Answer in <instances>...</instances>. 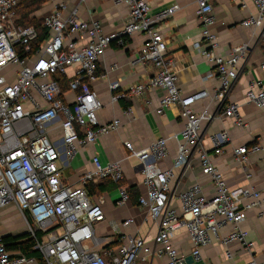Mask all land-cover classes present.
I'll list each match as a JSON object with an SVG mask.
<instances>
[{
    "label": "built area",
    "instance_id": "built-area-1",
    "mask_svg": "<svg viewBox=\"0 0 264 264\" xmlns=\"http://www.w3.org/2000/svg\"><path fill=\"white\" fill-rule=\"evenodd\" d=\"M124 2L129 13L122 27L106 33L98 18L82 19L76 7L71 10L60 1L43 17L48 34L34 44L38 31L33 25L18 22L17 7L20 0H0V208L13 203L26 221V234L34 241V248L41 252V259L23 252L13 253L0 232V264H140L151 255L165 256L166 264H195L202 258V249L212 241V236L227 245L237 242L249 251L254 241L241 223L251 209H258L264 219V192L253 185L230 187L214 161L222 153L228 140L225 130L211 134L214 151L210 153L201 143L203 123L212 118L208 106L197 111L195 103L206 98L209 92L200 89L182 95L173 59L168 53L167 41L158 23L174 14L179 5L174 4L156 13L150 0H115ZM214 0H196L197 16L202 24V40L195 41L213 70L204 78L217 75L219 85L215 98L226 102L227 95L239 75L238 63L247 45H236L227 54L216 52L218 35L213 27L216 22ZM245 5V0H238ZM258 15L244 19V26L260 27L264 24V0H254ZM68 11V13H65ZM135 32L143 33L144 40L135 61L153 67L147 83L132 86L128 93L121 91L120 80L109 83L116 100L126 94H141L146 89H160L157 113L172 105H180L184 119L181 138L172 166L162 168L158 160L168 154L167 138L159 137L149 146L136 149L130 140L124 144L129 156L143 164L145 193L137 198L140 208L146 211L145 220H158V231L153 244L140 234L127 233L119 243L111 244L98 238L96 225L105 219L103 199L89 193L88 184L102 179L117 182L119 198L123 205L130 199L124 183L122 160L102 164L93 155L94 168L84 171L77 184L62 176V153L51 137L48 123L57 121L66 153L72 157L78 147L92 145L104 134L117 130L120 119L100 123L98 110L102 101L92 82L99 76V61L112 42L124 43L125 37ZM264 48V28H263ZM73 68V74L69 68ZM117 67V65H115ZM264 69V61L260 64ZM68 78L67 90L61 78ZM71 92V99L66 93ZM246 99L258 107L264 106V80H252ZM238 103L224 106L225 116L238 114ZM51 124V125H52ZM260 144L241 145L234 149L237 161L247 169L251 152ZM197 149L201 171L210 176L214 193L207 196L201 183H192L177 197L180 209L172 204L171 179L176 169L190 165L192 153ZM250 176V173H247ZM134 222L129 216L112 227L129 226ZM231 224L232 230L224 235L221 229ZM185 228L191 241V251L183 252L174 243L178 229ZM38 230L43 234L38 235ZM23 233V232H22ZM21 233V235H22ZM105 242L103 245L101 243ZM193 261L188 262V256ZM247 264H264L250 259Z\"/></svg>",
    "mask_w": 264,
    "mask_h": 264
},
{
    "label": "crops",
    "instance_id": "crops-1",
    "mask_svg": "<svg viewBox=\"0 0 264 264\" xmlns=\"http://www.w3.org/2000/svg\"><path fill=\"white\" fill-rule=\"evenodd\" d=\"M63 1L68 5V11L76 7L80 18H98L102 21L104 31L111 33L122 27L129 13V7L124 2L115 0H47L32 16L42 20L50 13L55 4ZM174 4L179 9L169 17L162 19L158 27L167 41L168 53L173 59V68L178 74V85L182 95L187 96L200 89H206L209 95L197 101L194 105L197 111L208 106L212 118L204 121L201 130V143L213 153L214 144L211 134L225 130L228 140L223 145L222 153L214 155V161L222 171L230 187L248 186L264 192V106L247 101L246 91L252 80H264V69L260 64L264 61V48L262 32L264 24L260 27L244 26L241 22L247 17L258 15V8L254 0H245L243 5L238 0H214V15L216 22L214 31L218 35L216 52L227 54L236 45L245 43L247 50L245 56L240 59L239 75L232 89L227 95L226 102L215 98V92L219 85V78L214 75L204 78L213 70L208 62L194 46L195 41H201L202 24L197 16L196 0H150L151 10L156 13ZM65 11V13H68ZM144 40L143 33L135 32L126 36L124 43L112 42L99 61V76L92 82L102 101V107L98 110L100 123H107L114 118L120 119L117 130L102 135L97 142L85 148L78 147L72 157L66 153V147L61 136V127L57 121L48 123L51 137L56 140L62 156L60 166L66 172L67 181L77 184L79 176L86 170L94 168L93 155H98L102 164L110 161L122 160L124 168V183L133 189L129 190L130 199L123 205L117 204L119 190L111 187L98 191L93 198H102V206L105 219L97 223L95 234L98 238H106L109 241L119 243L122 236L127 233L140 234L153 244V237L158 231V220H145L146 211L139 207L137 198L144 194L143 164L135 156L127 157L129 150L124 141L130 140L136 149L149 146L159 137L167 138L168 154L158 160L162 168L172 166L178 147V138L184 127V119L180 114V105H172L162 113H157L162 91L160 89H146L141 94H126L116 100L112 99L113 91L109 83L119 79L120 90L128 93L132 86L147 83L153 73V67L135 61L139 48ZM117 65V67H115ZM73 74V68H69ZM71 99L73 94L66 93ZM229 102L238 103V114L244 124L235 122V117L223 114L224 106ZM52 124V125H51ZM260 144L261 148L251 152L245 169L236 159L234 149L241 145ZM250 173V176H247ZM201 183L207 196L214 193L209 175L201 171L197 149L192 153L190 165L176 169V175L171 179V193L174 195L172 204L180 209L181 202L177 195L185 191L192 183ZM133 216L134 222L129 226L120 225L115 231L112 222H120ZM254 246L249 251L237 242L227 245L212 236V241L203 247L202 258L195 264H247L254 258L257 261L264 260V219L259 216L258 209H251L246 219L241 223ZM233 226L228 224L221 229V234H228ZM26 231V221L20 215L18 208L13 203L0 208V232L3 238L10 244L9 249L13 253L22 252L19 238ZM105 242L102 241L101 245ZM175 245L183 252L191 251V241L185 228H180L174 236ZM165 256L151 255L140 264H166Z\"/></svg>",
    "mask_w": 264,
    "mask_h": 264
},
{
    "label": "trees",
    "instance_id": "trees-1",
    "mask_svg": "<svg viewBox=\"0 0 264 264\" xmlns=\"http://www.w3.org/2000/svg\"><path fill=\"white\" fill-rule=\"evenodd\" d=\"M47 0H20L18 7H17V16H18V22L22 25H33L38 31L37 39L34 41V44H38L41 42L44 38L47 37L48 30L46 27L43 26V19L39 20L37 17L32 16V14L37 11ZM62 85L65 90H67V83L68 78L66 76L61 78ZM118 183L114 182L112 179H102L98 182H92L88 184V190L89 193L95 194L98 191H102L105 189H109L111 187H118ZM133 189L132 187H128V191ZM93 196V195H92ZM38 235L41 236L43 232L41 230H38ZM19 238H22L23 241L19 245L22 252L28 256H34L38 259H41V252L34 248V241L30 238H28V234H22ZM6 239V238H5ZM7 247H10V244H8V241L5 240ZM117 242L113 241L111 244H116Z\"/></svg>",
    "mask_w": 264,
    "mask_h": 264
},
{
    "label": "water",
    "instance_id": "water-1",
    "mask_svg": "<svg viewBox=\"0 0 264 264\" xmlns=\"http://www.w3.org/2000/svg\"><path fill=\"white\" fill-rule=\"evenodd\" d=\"M27 232H23L22 234H26ZM193 261V259H192V256L190 255V256H188V262H192Z\"/></svg>",
    "mask_w": 264,
    "mask_h": 264
},
{
    "label": "rangeland",
    "instance_id": "rangeland-1",
    "mask_svg": "<svg viewBox=\"0 0 264 264\" xmlns=\"http://www.w3.org/2000/svg\"><path fill=\"white\" fill-rule=\"evenodd\" d=\"M62 176L67 178L66 172L64 170L62 171Z\"/></svg>",
    "mask_w": 264,
    "mask_h": 264
},
{
    "label": "bare ground",
    "instance_id": "bare-ground-1",
    "mask_svg": "<svg viewBox=\"0 0 264 264\" xmlns=\"http://www.w3.org/2000/svg\"><path fill=\"white\" fill-rule=\"evenodd\" d=\"M262 39H263V37H262ZM263 41V40H262Z\"/></svg>",
    "mask_w": 264,
    "mask_h": 264
}]
</instances>
